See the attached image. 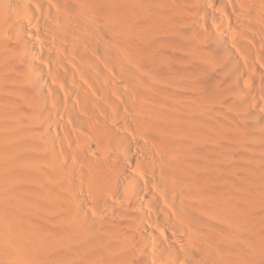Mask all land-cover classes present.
Returning a JSON list of instances; mask_svg holds the SVG:
<instances>
[{"label": "bare ground", "instance_id": "bare-ground-1", "mask_svg": "<svg viewBox=\"0 0 264 264\" xmlns=\"http://www.w3.org/2000/svg\"><path fill=\"white\" fill-rule=\"evenodd\" d=\"M0 264H264V0H0Z\"/></svg>", "mask_w": 264, "mask_h": 264}]
</instances>
